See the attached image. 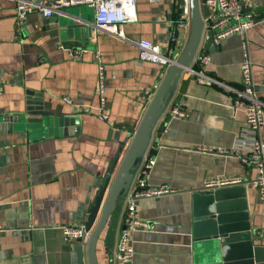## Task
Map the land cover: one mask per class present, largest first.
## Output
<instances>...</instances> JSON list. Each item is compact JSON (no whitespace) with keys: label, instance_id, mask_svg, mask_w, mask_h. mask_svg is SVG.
<instances>
[{"label":"crops","instance_id":"0c3cea01","mask_svg":"<svg viewBox=\"0 0 264 264\" xmlns=\"http://www.w3.org/2000/svg\"><path fill=\"white\" fill-rule=\"evenodd\" d=\"M17 1L0 0V116L21 113L28 91L41 95L50 109L58 111L74 112L63 97L96 107L99 55L108 76V118L97 112L83 113L80 133L68 135L54 130L23 137L0 125V264H79L75 247L80 240L69 241L61 227L85 224L112 160L127 141L115 182L130 141L174 68V64L141 59L138 41L149 39L167 53L182 12L174 0H137L138 21L119 26V37L97 28L95 10L87 5L63 7L51 17L34 12L20 23ZM43 1L51 6L60 0ZM243 7L252 8L245 12L259 20L245 33L221 39V48L214 53L205 52L202 41L188 62L191 59L190 65L200 68L199 63H193L194 58L208 53V73L241 90L240 64L247 54L253 63L256 95L264 101V0H247ZM184 8L189 12L190 26L178 29L179 37L173 41L175 60L193 38L197 15L208 30L205 23L210 14H205L200 0L198 13L189 0ZM87 23L92 25L88 36L95 33L92 38L81 28ZM60 43L86 51L81 57H71L58 49ZM236 98L237 93L225 86L199 83L182 70L177 73L173 89L164 99L165 107L161 114H155L143 141V156L148 152L156 159L148 184L167 185L171 191L139 201L138 215L150 227L132 233L130 264H201L191 237L189 190L223 175H239L247 181L249 211L261 233L255 243L264 245V204L254 185L257 170L245 164L243 150L237 147L246 122ZM174 107L188 116L172 115ZM259 136L264 140V126ZM204 147H222L228 152ZM134 174L96 239L97 264H120L118 242L127 197L140 176L146 178L138 169ZM84 262L91 264L87 246Z\"/></svg>","mask_w":264,"mask_h":264},{"label":"water","instance_id":"95a60500","mask_svg":"<svg viewBox=\"0 0 264 264\" xmlns=\"http://www.w3.org/2000/svg\"><path fill=\"white\" fill-rule=\"evenodd\" d=\"M180 12H183L187 0H177ZM206 15L210 14L207 0H200ZM176 3V1H174ZM196 13L199 11V0H189ZM242 6L245 0H240ZM244 10L252 11V8ZM254 20H259L254 18ZM63 26V25H62ZM85 36L91 32L92 25L87 23L81 27ZM81 32V31H80ZM221 32L220 28L205 30L200 15H197L196 29L193 38L184 54L176 59L174 68L158 89L146 117L136 135H134L124 158V165L117 175L118 164L127 146L123 142L117 154L111 162L105 177L103 187L98 193L96 201L89 207V216L85 222L86 232H90L87 241L85 234L76 245L78 263L85 264V247L89 249L91 264H97L94 256L96 239L108 221L111 212L120 195L128 190L134 180V172L138 169L143 158L144 139L152 125L156 113L161 114L165 107V97H168L173 89L178 72L191 63V54L203 41L205 52L214 53L221 48L216 36ZM94 31L88 37L94 36ZM179 37L178 29L174 38L170 41L172 57L177 56L176 43ZM173 41H175L173 43ZM173 45V46H172ZM188 62V58H190ZM24 110L18 114H6L0 116V125L10 132L17 131L23 137L42 135L57 130L60 135L79 134L81 129V115L83 113H67L50 109L45 104L41 95L28 91ZM113 180V182H112ZM201 187L190 189L192 196V223L191 237L194 243V251L201 264H264V245L255 243V238L261 236L259 229L255 227L249 211L248 198L245 184ZM101 214V215H100ZM100 216L97 226L94 228L97 218Z\"/></svg>","mask_w":264,"mask_h":264},{"label":"built area","instance_id":"2783aa9c","mask_svg":"<svg viewBox=\"0 0 264 264\" xmlns=\"http://www.w3.org/2000/svg\"><path fill=\"white\" fill-rule=\"evenodd\" d=\"M159 2L165 0H149ZM178 2L177 0H174ZM247 2V0H245ZM73 5H87L94 8L97 28L104 30L115 36H122L119 33L118 27L126 23L137 22V0H60L57 3L49 6L43 0H18L16 6V17L20 23H23L29 14L41 12L45 17H51L54 12H58L63 7ZM207 5L210 10V16L206 20L205 26L208 29L220 28L221 32L217 34L216 41L228 37L233 34L245 33L254 24V15L246 13L240 0H207ZM190 26L189 12L185 8L176 23L177 29L186 30ZM174 36V35H173ZM139 57L143 60L160 63L165 66H171L176 62L172 57V50L168 49L165 53L162 49L155 45L149 39H141L138 41ZM58 49L67 51L71 57H81L85 53L84 48H72L63 43L58 45ZM98 84L97 92L99 104L93 107L88 104L76 102L70 97H63V100L68 103L76 113H91L97 112L104 119L108 118V98L106 95L108 76L106 68L98 55ZM211 61V56L208 53L197 54L193 63H199L200 68H195L192 65L186 66L183 71L194 77L202 84L222 85L228 90H234L237 93L236 104L245 114L246 131L242 134L237 142V147L243 150V161L250 168L257 170V175L254 180V185L257 189L258 199L264 204V140L259 136L260 129L264 126V101H261L256 95L255 84L253 79V63L246 54L240 64V74L242 89L235 90L234 88L222 83L217 78L208 73L205 65ZM2 85L0 84V92ZM172 115L178 117H187L188 114L174 107ZM133 139V138H132ZM132 140L130 141L131 144ZM130 146V145H129ZM204 150L228 152L222 147L207 148ZM128 150V149H127ZM155 157L148 154L143 156L139 163L138 170L145 177L140 176L135 188L127 197L126 208L124 212V227L121 231L118 242V257L120 264H130L134 250L129 244L131 235L138 229L149 228L148 221L143 220L138 215V203L141 199L147 197L159 196L163 193L171 191L167 185L150 186L147 181V176L155 165ZM244 178L239 175L235 176H218L211 177L205 181L204 186H230L243 183ZM64 236L72 242L79 241L86 232L84 223L64 225L61 227Z\"/></svg>","mask_w":264,"mask_h":264}]
</instances>
